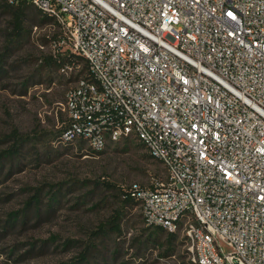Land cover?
I'll return each instance as SVG.
<instances>
[{
  "label": "built area",
  "instance_id": "obj_1",
  "mask_svg": "<svg viewBox=\"0 0 264 264\" xmlns=\"http://www.w3.org/2000/svg\"><path fill=\"white\" fill-rule=\"evenodd\" d=\"M27 1L58 26L51 56L88 64L63 141L138 138L167 170L126 189L145 223L182 230L188 264H264V0Z\"/></svg>",
  "mask_w": 264,
  "mask_h": 264
},
{
  "label": "rangeland",
  "instance_id": "obj_2",
  "mask_svg": "<svg viewBox=\"0 0 264 264\" xmlns=\"http://www.w3.org/2000/svg\"><path fill=\"white\" fill-rule=\"evenodd\" d=\"M22 12L19 35L0 0V264H188L184 232L148 226L123 199L131 183L167 176L138 138L101 152L63 141L62 102L86 62L69 74L47 62L58 26L31 3Z\"/></svg>",
  "mask_w": 264,
  "mask_h": 264
},
{
  "label": "trees",
  "instance_id": "obj_3",
  "mask_svg": "<svg viewBox=\"0 0 264 264\" xmlns=\"http://www.w3.org/2000/svg\"><path fill=\"white\" fill-rule=\"evenodd\" d=\"M6 1V4L8 5V6H10V7H12V9H13V15H14V21H13V23H14V26H15V28L17 29V34H19V35H22V28H23V23H24V15H23V12H22V8L24 7V6H26V4L27 3H29L27 0H17L15 3H10V2H8L7 0H5ZM39 11H41L40 9H39ZM42 12V11H41ZM46 15V14H45ZM46 19L47 20H52L53 21V18L51 17V16H48V15H46ZM50 23H52V22H50ZM77 57H79V58H83L82 56H78V55H74V54H72V55H70V56H68V55H64V56H61V59L60 60H58L57 58H54V57H52V56H49L48 58H47V62H49L50 60H52V62H54V63H57V65H60L61 63H65V62H74V63H79L77 60H76V58ZM86 62V61H85ZM86 67H87V74H88V76L90 77V74H89V72H88V64H87V62H86ZM103 151V150H102ZM99 152H101V151H99ZM148 156L149 157H153L150 153H148ZM154 158V157H153ZM156 159V158H155ZM158 160V159H157ZM122 194H123V199H124V201H126V202H130V201H132V200H136L135 198H133L132 196H131V194H130V192L128 191V190H126V189H123V192H122ZM136 201H138V200H136ZM139 202V201H138ZM113 229L114 230H119L120 229V223L119 222H115L114 224H113ZM169 234H170V236L174 239L175 237H176V233L175 232H169Z\"/></svg>",
  "mask_w": 264,
  "mask_h": 264
}]
</instances>
